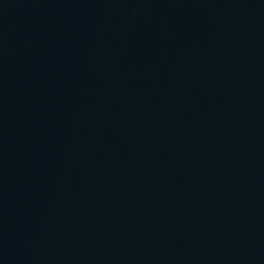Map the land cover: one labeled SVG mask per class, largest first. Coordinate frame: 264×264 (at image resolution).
<instances>
[{
    "label": "water",
    "instance_id": "95a60500",
    "mask_svg": "<svg viewBox=\"0 0 264 264\" xmlns=\"http://www.w3.org/2000/svg\"><path fill=\"white\" fill-rule=\"evenodd\" d=\"M0 264H6V261L2 255L1 251H0Z\"/></svg>",
    "mask_w": 264,
    "mask_h": 264
}]
</instances>
